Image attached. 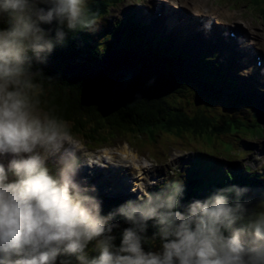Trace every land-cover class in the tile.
Masks as SVG:
<instances>
[{
	"label": "clouds",
	"instance_id": "clouds-1",
	"mask_svg": "<svg viewBox=\"0 0 264 264\" xmlns=\"http://www.w3.org/2000/svg\"><path fill=\"white\" fill-rule=\"evenodd\" d=\"M97 30L88 0H0V264H264V210L246 186L182 203L181 182L149 184L104 213L80 177L92 161L38 79L70 32Z\"/></svg>",
	"mask_w": 264,
	"mask_h": 264
},
{
	"label": "trees",
	"instance_id": "trees-1",
	"mask_svg": "<svg viewBox=\"0 0 264 264\" xmlns=\"http://www.w3.org/2000/svg\"><path fill=\"white\" fill-rule=\"evenodd\" d=\"M96 4H101V0ZM91 8L93 12L95 8ZM99 12L94 13L98 15ZM82 35L90 37L83 31L70 32L65 43L57 45L47 62L39 65L42 73L38 79L44 89L40 97L42 105L68 123L72 137L83 134L88 140H96L97 133H106L104 128L108 126L110 134L115 131L126 135L146 132L153 139L146 140L154 144L156 130L164 128L179 136L188 133L210 142L235 129L221 127L207 117L205 120L190 119L191 113L170 92L174 91L175 84L169 73L180 67L179 61L174 60V65L168 68L148 66L136 70L135 62L124 51L111 54H102L98 49L92 51ZM139 81H151L167 92L159 94L148 86L140 87ZM161 122L165 123L162 127ZM200 178L194 177L187 182L182 203L203 199L216 188L217 181L203 182ZM154 231L149 226L146 248L159 247V239H152Z\"/></svg>",
	"mask_w": 264,
	"mask_h": 264
},
{
	"label": "rangeland",
	"instance_id": "rangeland-1",
	"mask_svg": "<svg viewBox=\"0 0 264 264\" xmlns=\"http://www.w3.org/2000/svg\"><path fill=\"white\" fill-rule=\"evenodd\" d=\"M200 1L203 3V0H198V2H200ZM229 1L234 3L235 7L240 9V10L239 9L238 10L242 12V15L244 16V19L246 21L251 22L252 30L254 31L255 34H257L256 33V31H257L262 36L261 37L259 35L258 38H261L262 42L264 43V25L262 24L260 17L255 13V12H259L260 15H264V0H257L251 5V13L253 14V16H251L249 14L248 5H246V2L244 0H229ZM220 3L223 4L222 2H220ZM208 6L211 10L215 9L216 2L215 1H212V2L208 1ZM115 12H116V9H113L111 13L113 14ZM140 12L145 13L147 11L144 12L143 9H141ZM224 13H229V12L224 11ZM116 22L117 21H113L112 25L115 26ZM254 26L256 28V31L254 29ZM97 32L98 31L93 32V36H92L93 39L96 37ZM176 39H179V38L177 37ZM94 41L96 43V38L94 39ZM98 42L104 43L105 41L101 37V38L97 39V43ZM174 43H176V40H174ZM95 47H96V45H95ZM103 53L106 54V52H104V51H103ZM187 99H189V96H187ZM192 100H193L192 98L189 99V101H192ZM186 104H188V103L186 102ZM90 122H88L87 124H90ZM91 124H92V122H91ZM164 124H165L164 122H161L160 126L162 127ZM107 128H108V126H105L104 130H106L108 132V134H107V132L106 133H104V132H98L97 133L96 132L97 135H99L97 137L98 138V141H97L98 145L101 143L102 145H105L106 148H118L119 147V149L123 148V150H124V147H126V145H124V144L127 143L129 148L134 153L133 154L129 153L130 150L128 147H127L128 150H126L129 154L127 156L128 158L125 159V155H124L125 151L121 152V150H120L118 153L121 152L120 154L123 157V159H125L126 161L128 160V162H132V163H129L128 165H131L132 166L131 170L132 171L135 170V172H136V170H138L135 165L136 164L138 166L140 165L139 163H137V162H139V160L137 159L138 157L143 158L145 160L147 157L150 156V157H155L156 159H158L160 161L161 160L165 161V159L167 157L174 158V156L177 154L187 153V151L190 150L191 148H197V147L205 145V142H203V140H195V139H197V137L192 135V134L190 136L194 137L195 139L178 140L176 138H173L172 133L164 132V131H167L164 128H161V130H156L157 132H156L155 136L158 135V137H157V140L154 141V144H151L148 141H146L144 143V142H141L140 140H136V137L139 136L140 132H134V133H130L129 135H126V134H122L120 131H115L113 134H110L109 131L107 130ZM155 128H158V127L156 126ZM90 129L93 130V126H91ZM101 131H103V130H101ZM95 136L96 135H93V137H95ZM140 136H141V134H140ZM77 137H79L78 138L79 140L76 141V144L78 147L83 145L82 144L83 142H87L85 139H83L84 138L83 134L78 135ZM148 138H149V140H153L150 136ZM124 139L128 140L129 142L124 141ZM73 140L75 141V139H73ZM89 142H94V141L89 140ZM213 142H218L219 144L223 145V147L229 152H233V153L237 152V149L234 148V145L231 142L224 141L223 138H221V137L213 140ZM203 148L206 149L207 147H203ZM221 150H222V146H221ZM103 152L105 153V157L108 158V160L105 162L103 160L99 161V166H97V169H100L99 172L104 171V170H102L103 167H101V166L115 162V160L110 158L111 155H114L112 152H109L107 150L103 151ZM116 161H120V160H116ZM144 166H146V167L143 169L140 167V169L142 171L138 170L140 172V174L143 175V178L146 175H148V165H144ZM115 169L118 172L119 178L116 176L115 179L118 182L116 180H113V182H111V185L112 186L116 185L118 187V189H121L122 187H121L120 180H121V177L124 175V173L122 172V168H120L119 166L115 167ZM132 171L131 172L129 171L125 175L126 176L131 175ZM111 173H112V171L107 175L112 176L113 174H111ZM120 174H122V175H120ZM114 181H115V183H114ZM140 187H144V186H140Z\"/></svg>",
	"mask_w": 264,
	"mask_h": 264
},
{
	"label": "bare ground",
	"instance_id": "bare-ground-1",
	"mask_svg": "<svg viewBox=\"0 0 264 264\" xmlns=\"http://www.w3.org/2000/svg\"><path fill=\"white\" fill-rule=\"evenodd\" d=\"M190 2V1H189ZM194 4H195V6H196V9H197V12H199L200 10H199V8H200V6H202L203 5V3L200 1V2H198V1H196V2H194ZM163 8V14H162V16L163 17H165V16H167V18H166V21H168L169 23H170V26H171V31L174 33V35H176V38L178 37H180V36H190V35H195L196 33H199V37H201V35H202V33H203V36H205V37H207V39H211L213 36H214V34H215V30L213 29V28H210V27H208V26H204V24H202V23H200V18L198 17V16H193V15H191L190 13H188L187 14V17H184L183 15L184 14H180L176 19H174L173 17H172V13H171V8L170 7H168V6H165V5H162V6H160V5H157V6H155L154 8H151L150 10H146V9H143V11L145 12V11H147V12H145V13H141L140 12V14H145V15H147V16H153V15H156L157 14V9L158 8ZM110 11L111 9H107L106 10V12L107 11ZM129 20H130V16H129V18H128ZM135 22H132V21H129L128 22V20L124 23V24H130V25H133ZM197 24L198 25H200V27H198L197 26ZM161 31H163V28H160V30L158 31V30H156L155 31V33H154V35H157V36H160V33H161ZM150 37L153 39V38H156L155 36H152V35H150ZM176 38H174V40H176ZM92 39H93V37H92ZM92 39H90L91 41H92ZM198 39H200V38H198ZM173 40V41H174ZM229 41H233L232 39H230V37H227V38H225V42H229ZM102 44H105V42L104 43H102ZM94 45H99L98 43H95L94 42ZM233 46L234 47H236V48H238L239 46L237 45V43L236 42H234L233 43ZM244 51L245 52H248L249 51V49H244ZM253 51H254V48H253ZM243 53V56H245L244 58H243V63L244 62H246L247 61V59H248V56H250V53L248 52V53ZM250 63V62H249ZM206 71L208 72V69H206ZM264 80V79H263ZM261 81V82H259L258 81V83L257 82H253L254 84V86H257V85H260L262 88H261V90H263L264 91V81ZM244 97H245V99H247V100H244V99H242V98H235V100H234V102H236V103H240V104H243V103H248V102H250V101H253V99H249L247 96H245L244 95ZM247 101V102H246ZM255 104H258V102H255ZM126 150H128V148H127V146L126 147H124V150L123 149H121V152L122 151H125L124 152V155H125V159L126 158H128L127 156L129 155L128 154V152L126 151ZM120 152V153H121ZM120 153H116V154H114V155H111L110 156V158H112L113 160H115V162H113V163H110V164H107V165H105V167H108V168H111L112 170H114V171H116V169H115V167H117V166H119L120 168H122V172H124V170H123V168L125 167V168H127V167H129L130 169H132V166L131 165H128L129 163H132V162H128V160L126 161L125 159H123V157L121 156V154ZM130 153V152H129ZM116 160H120V161H116ZM101 161V160H100ZM104 162H105V160H103ZM108 163V162H107ZM137 163H139L140 164V162H137ZM140 165H142V164H140ZM104 166V165H103ZM102 167V166H101ZM146 166H143V167H141L142 169L143 168H145ZM141 170V169H140ZM142 171V170H141ZM117 172V171H116ZM131 172V171H130ZM111 174H113L114 175V172H112ZM127 174V173H126ZM117 175H118V172H117ZM120 175H122V174H120ZM125 175V174H124ZM118 177V176H117ZM119 178V177H118ZM117 181V180H116ZM118 182V181H117ZM120 187V186H119ZM121 187H122V185H121Z\"/></svg>",
	"mask_w": 264,
	"mask_h": 264
}]
</instances>
